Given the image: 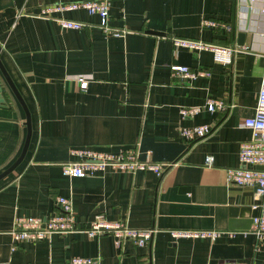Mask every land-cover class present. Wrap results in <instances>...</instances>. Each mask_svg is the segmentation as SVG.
<instances>
[{"label":"crops","instance_id":"obj_1","mask_svg":"<svg viewBox=\"0 0 264 264\" xmlns=\"http://www.w3.org/2000/svg\"><path fill=\"white\" fill-rule=\"evenodd\" d=\"M68 1L76 0H0V60L32 124L25 157L0 179V264H67L73 256L98 257L100 264H264V236L259 242L250 231L260 199L254 187L226 177V169L238 165L240 143L251 136L243 122L254 115L264 69V0H108V24L125 29L121 37L104 34L98 15L81 9L37 16L45 5ZM52 17L85 26L64 29ZM205 19L220 25L204 27ZM172 37L237 50L222 65L210 51L174 48ZM173 64L211 74L174 77ZM78 76L88 79L86 91L79 90ZM0 84L10 103L0 106L1 172L19 156L26 125L1 73ZM208 99L225 107L209 111ZM188 107L201 109L182 116ZM202 124L211 126L204 138L189 142L180 135L182 127ZM79 149L130 150L138 159L171 165L161 175L63 174L61 164L79 160ZM59 195L72 199L81 228L103 214L153 228L152 237L143 246L126 241L117 247L111 235L90 238L78 230L12 247L15 218L55 213ZM172 229L220 233L173 238Z\"/></svg>","mask_w":264,"mask_h":264},{"label":"built area","instance_id":"obj_2","mask_svg":"<svg viewBox=\"0 0 264 264\" xmlns=\"http://www.w3.org/2000/svg\"><path fill=\"white\" fill-rule=\"evenodd\" d=\"M84 10L89 14L98 15L100 28L104 34L121 37L125 34V29L111 27L109 20L108 0H76L68 2H58L45 5L41 8L37 16L51 17L54 12H64L70 10ZM264 12V8L262 9ZM30 14L27 11H18V15ZM62 28L80 30L85 26L84 22L68 19L65 17H52ZM220 23L205 19L202 21L204 27H217ZM229 28L228 25H224ZM174 48L184 47L192 51H210L214 61L222 65H229L233 54L237 50L231 45H218L200 39L172 37ZM171 74L182 79H193L196 77H209L211 72L206 68L190 69L184 65L173 64L170 66ZM76 81L80 91H86L89 81L83 76H78ZM224 103L219 99H208L205 108L209 111L223 109ZM200 107L181 108L182 116L194 115L200 111ZM243 125L250 129L251 136L247 141L240 143L238 151V165L226 169L228 182L238 186L250 185L255 188V194L260 199L259 212L252 218L251 232L260 242L264 236V69L260 78V87L257 95V103L254 115L245 118ZM211 132L208 124L182 127L180 135L186 141H193L204 138ZM80 159L67 161L61 164L63 174L70 177H84L94 175L97 172L110 169L117 172L135 173L137 171H153L157 175L163 174L171 165L167 162H156L149 158L141 160L137 158L134 151H120L117 154L94 151L91 149H79L74 151ZM212 157L207 156L205 164L209 165ZM57 210L47 217L17 216L11 230L13 246L29 241H49L53 235H63L78 230H83L88 237H98L101 235H111L115 245L120 247L124 242L130 241L136 246L147 244L154 232L153 228H135L129 226L124 221H110L103 214L94 216L90 225L81 228L76 220V213L73 209V202L70 197L59 195L56 197ZM219 231L213 229H172L170 234L173 238L187 237L198 238L207 237L214 239L219 235ZM67 264H100L98 257L73 256L68 259ZM234 264H250L247 261H238Z\"/></svg>","mask_w":264,"mask_h":264},{"label":"water","instance_id":"obj_3","mask_svg":"<svg viewBox=\"0 0 264 264\" xmlns=\"http://www.w3.org/2000/svg\"><path fill=\"white\" fill-rule=\"evenodd\" d=\"M238 37H239L238 44L243 45L244 33H239ZM0 73L2 74V76L5 80V83H6L7 87L9 88L11 94L14 96V98L22 106V108L25 112V125H26V137H25L21 152L13 163H11L6 169H4L3 171L0 172V179H2L7 174L12 172L18 166V164L23 160V158L25 157V154H26L27 149L29 147L31 135H32V124H31L30 112H29L24 100L22 99L20 93L18 92L16 86L14 85L11 77L9 76L5 67L3 66L1 60H0ZM0 106H6V107L10 106L9 100L6 97L1 84H0Z\"/></svg>","mask_w":264,"mask_h":264}]
</instances>
